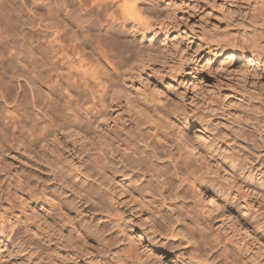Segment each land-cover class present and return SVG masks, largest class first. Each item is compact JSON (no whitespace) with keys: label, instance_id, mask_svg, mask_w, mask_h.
Here are the masks:
<instances>
[{"label":"rangeland","instance_id":"374dc122","mask_svg":"<svg viewBox=\"0 0 264 264\" xmlns=\"http://www.w3.org/2000/svg\"><path fill=\"white\" fill-rule=\"evenodd\" d=\"M138 1L149 28L120 17L125 23L110 31L104 16L102 29L90 37L114 44L82 50L92 68L88 72H98L86 75L95 98L87 90L80 96L83 86L69 92L65 82L57 84L48 65L42 66L41 54L25 49L30 53L25 51L23 63L39 75L37 101L46 117H37L33 137L29 125L14 129L0 117V250L10 254L0 264H115L95 230L110 226L93 220L97 213H91L98 179L80 171L95 167L102 137L117 134L132 117L153 126L158 148L172 150L193 170L182 214L201 223L204 236L225 246L238 264H264V133L249 118L264 113V0ZM24 2L30 6L32 0ZM117 27L127 32L120 34ZM3 35L0 65L17 69L19 42L6 44ZM223 40L225 47L217 48ZM229 42L246 52L257 44L260 56L238 62L241 49L231 52ZM10 46L16 48L11 52ZM11 69L3 73L5 79ZM97 76L110 86L103 97ZM68 94L74 105L95 108L67 112ZM15 116L25 124L21 114ZM199 121L208 125L206 133H195ZM118 181L117 198L122 204L145 205L141 216L146 223L169 215L166 206L135 187L140 182ZM131 231L125 232V243L134 264H201L181 236L168 238L165 248L161 238ZM178 252L183 257L176 259Z\"/></svg>","mask_w":264,"mask_h":264},{"label":"bare ground","instance_id":"6f19581e","mask_svg":"<svg viewBox=\"0 0 264 264\" xmlns=\"http://www.w3.org/2000/svg\"><path fill=\"white\" fill-rule=\"evenodd\" d=\"M19 1H22V3L18 2V0H0V34H4L2 38L5 39L6 44L19 42V44L17 43L18 46H16L19 49V52L17 51L19 56L15 54L18 56L15 59L20 67L19 69L17 66L16 69L11 63L10 65L4 63L0 65V117L4 116L5 125L11 124L14 129H23L29 125L27 131L29 136L33 137L37 126V117H46V113L38 105L37 101L36 84L39 79L37 76L39 75L35 76L33 69L34 72L31 69H25L26 65L23 63L24 55L27 54H24L25 49L29 48L28 50L32 52L35 50L41 54L43 58H41L42 66L43 64L48 65L47 72L54 77L57 84L65 82L69 92L83 86V89H79L81 94H77L81 96L82 92L87 90L95 98V92L90 87L86 75L90 76L89 74H91L94 77L96 76L95 73L98 75V72L95 71L94 74L91 73L94 70L88 72L91 67L86 66L82 50L86 46L95 49L113 42L92 41L90 37L91 33H93L92 31H97V27L102 29L101 22L104 16L107 17L106 20L111 28L110 31H112V28H116L115 26L117 25H123L125 22L121 21V19H126V17L139 20L137 22L145 28H149L150 25L145 23V19H143L144 21L142 20L141 11L138 8V2L140 1L138 0H61L59 3L54 0V2L51 1L55 4H51L49 0L47 1L49 3L46 0H32L30 6L28 5L29 3H26V5L24 0ZM6 5L9 6V8L7 6L8 10L4 7ZM113 5L119 8L114 9L120 10L119 13L114 10L110 11ZM66 6L72 7L71 10H68ZM24 10H26L25 14H23ZM35 10H40V12L36 13ZM41 10H46L47 13L43 11L44 13L41 15ZM61 10L65 11V13ZM120 17L122 18L120 19ZM118 27L117 30H113L120 32V34L127 32L126 28L122 27L120 29ZM222 42L224 40L217 44V48L223 49L225 47V42ZM5 43L3 42L4 45ZM29 44L32 45V49L27 46ZM229 46H231V52L241 49L239 57L236 58L239 60L238 62L245 61L248 58L249 61H253L260 56V50H255L259 47L257 44L247 47L252 50H249L250 52H246L241 47L242 45L238 49L239 44H235V42L232 45L229 42ZM13 47L9 51L12 52L16 48ZM30 51L26 52L30 53ZM32 52L31 54H34ZM246 53H250V55L246 56ZM108 65L111 67L112 64ZM10 68H12V74L10 73L9 79H5L3 73H8L7 71ZM14 78L17 80V85L13 82ZM19 78H23V84L22 81H19ZM98 78L99 76H97ZM99 79L98 86L100 91L98 92L99 96L103 97L105 92H109L110 86L107 85L106 80H103L104 78L102 80L101 78ZM14 85L17 86L18 90ZM76 105L72 103V99L68 94V101L65 104L67 112L70 113L75 111V109L83 108L88 113L95 108V106L90 109L89 107H84V105ZM16 114H21L24 117L25 124H18ZM249 118H254L256 120L255 124L259 125L260 132L264 133V113L256 111L253 113V117L251 115ZM207 126L205 122L199 121L194 128L196 129L195 133H206ZM2 131L0 129V137L4 136ZM157 135L158 133L153 126H143L136 117H132L117 134H114L109 139L102 137L99 147L100 153L95 167L84 166L83 170L80 171L81 173L85 171L88 174H95L99 182L98 201L91 213H97L94 215L93 220L97 219L110 226L103 232L99 225L95 226V230L101 232L99 234V242L104 253L115 264H134L130 259V251L125 243L127 238L125 232L136 229L146 233L147 236H152L154 240L161 238L158 242L162 243L163 246H165L168 238L181 236L187 241V244H192L191 248H189L190 256L196 259L195 261L198 263L238 264L235 259H231L227 254L225 246L204 236L201 223L189 220L182 214L181 208L187 204L186 196L184 195L185 184L194 177V172L180 156L174 155L172 150L165 149V147L158 148L154 142ZM186 137L184 136L188 140L189 136ZM105 139H107V142H105ZM260 173L264 176V170ZM120 177L134 185L140 182L135 187L139 188L140 192L142 190L145 191L147 195L166 206L169 215L162 216L158 221L152 219L151 223H146L141 216L146 209L145 205L122 204L120 199L117 198V188L121 187L118 181ZM148 209L146 212H148ZM165 248L167 247L165 246ZM7 251L0 250V261L2 263L9 261L10 254L8 253V255ZM180 256L182 255L178 252L174 258L179 259Z\"/></svg>","mask_w":264,"mask_h":264}]
</instances>
